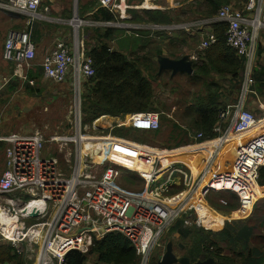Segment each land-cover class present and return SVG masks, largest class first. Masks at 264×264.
<instances>
[{
    "label": "built area",
    "instance_id": "built-area-1",
    "mask_svg": "<svg viewBox=\"0 0 264 264\" xmlns=\"http://www.w3.org/2000/svg\"><path fill=\"white\" fill-rule=\"evenodd\" d=\"M42 1L10 0V14L28 13L30 17L25 29L8 33L3 51L6 61L28 64L35 58L33 30L28 27L34 22ZM95 1L120 18L126 17L127 5L123 0ZM245 2L243 9L228 4L217 13V21L228 24V45L245 59L240 99L220 110L213 129L215 137L205 138L202 132L190 130L191 142L179 147L152 146L111 133L103 137L84 134L82 87L95 75L93 59L82 51L84 44L77 39L71 43L59 39L43 61L44 77L56 83H64L70 77L75 91L73 112L80 118L78 133L75 136L56 134L47 139L42 130L36 129L29 134L16 132L0 138L7 143L6 167L0 177V243H9L25 252L26 264H63L69 251L89 253L94 241L116 231L133 243L141 264H150L153 254L160 257L165 251L164 234L178 219H189L195 212L200 216V226L211 228L201 221L199 209L210 193H235L240 202L236 212L247 211L239 217L250 214L260 199L259 169L264 165V99L252 89L259 25L264 28V22L257 21L254 14L264 12V0ZM180 3V0H172L175 6ZM75 26L78 28L79 24ZM216 41L215 33L209 30L197 51L189 54L190 59L194 63L200 60ZM20 76L27 78L26 74ZM251 93L255 95L249 96ZM253 96L257 102L249 109L246 101ZM116 125L153 131L161 127V113H133L127 122ZM84 138L119 141L139 153L141 158L136 170L145 182L144 192L129 194L120 189L117 180L122 171L115 167L119 163L110 158L107 159L111 162L76 150L65 157L70 162L73 156L69 173L61 168L56 153L44 150L49 140L63 151L70 143ZM179 149L185 150L190 161L198 160V164L178 160L175 154ZM176 186L181 189L167 193ZM35 202L38 204L33 205ZM36 210L39 214L33 217ZM228 218L225 219L231 220ZM33 219L36 221L31 222ZM195 225L199 226L197 222Z\"/></svg>",
    "mask_w": 264,
    "mask_h": 264
},
{
    "label": "trees",
    "instance_id": "trees-1",
    "mask_svg": "<svg viewBox=\"0 0 264 264\" xmlns=\"http://www.w3.org/2000/svg\"><path fill=\"white\" fill-rule=\"evenodd\" d=\"M205 2L200 11L205 16H214L221 7L229 4L227 0H207ZM90 11L93 14L92 19L96 21H114L116 19V14L114 15L104 6L90 8ZM131 12L133 20L137 22L143 19L148 22L158 20L169 23L172 21V15L162 11L145 10L142 16L136 10ZM79 14L81 18L88 16L84 8L80 9ZM144 15H147V18ZM100 29L99 27L93 28L94 42L92 45L86 44L87 46L82 48L83 52L92 57L95 69V75L84 83L81 108L82 123L83 125L93 124L103 115L125 116L138 112L158 111L161 113V127L143 132L145 135L143 138L138 137L135 134L137 130L131 126L115 125L114 128L107 131L115 136L152 144L146 137L152 135V138H155L162 132V122L168 120V115L163 112L166 104L156 98L152 73H158L157 62L153 63L152 58L148 55L138 57L127 54L124 51L126 47L120 44L118 49L113 48L112 42L117 40L120 29L114 27ZM227 29L226 22L216 21L214 23L212 31L215 33L217 41L206 50L201 60L195 62L194 73L191 75V79L203 84L206 93L185 107L183 119L188 122L186 127L172 119L169 120L171 123L169 140L172 142L166 147H179L190 143V130L202 132L205 138L215 137L213 129L218 121L220 110L229 104L228 100L237 101V97L235 98L234 95L242 91L245 59L227 44ZM36 33L38 32L35 27L34 33L32 31L33 37L36 36ZM81 36H83L82 32ZM256 52L259 57H262L264 45L261 42L257 43ZM160 54H162L161 50L156 51V56ZM148 71L149 75L147 76ZM253 76L255 83L252 89L263 94L264 65L258 64L255 68L253 67ZM218 78L229 81L230 86H224ZM44 79L42 64L36 65L28 69L26 80L22 81L18 75H13L6 87L2 88V92L10 93L22 85L28 95H44L48 92ZM31 81L34 83L32 84ZM2 92L0 90V95ZM130 136L137 137V139ZM5 148L6 143L0 141V154L5 151ZM178 157L182 158V156ZM115 166L120 168L118 165ZM121 169L125 172L121 177L125 182L123 187L137 192L136 194L143 193L145 182L140 178L138 172L123 167ZM259 185L264 191V165L259 169ZM260 188L258 196L264 194ZM229 194H231L230 198L224 199V203L210 198L208 199L209 203L221 211H236L240 207L239 198L233 192H229ZM199 209L206 225L208 216L214 218V222H210L208 226L216 227L221 222L222 217L219 213L212 210L205 201L201 202ZM263 229L264 197L257 201L250 216L245 219L225 220L218 229H206L204 226L185 225V217H182L174 222L169 230V235L178 234L181 240L178 245L185 251L180 255L188 256L192 262L213 257L216 264H264ZM257 235L261 238V246L252 244ZM183 241L190 243L186 244ZM226 249L230 251V254L225 253ZM91 255L97 256L95 264H141L140 256L133 243L124 234L116 231L109 232L102 239L94 241L89 253H82L78 250L69 251L63 264H89ZM159 258L156 255L150 264H157ZM26 262L25 252L18 251L9 243H0V264H26Z\"/></svg>",
    "mask_w": 264,
    "mask_h": 264
},
{
    "label": "rangeland",
    "instance_id": "rangeland-1",
    "mask_svg": "<svg viewBox=\"0 0 264 264\" xmlns=\"http://www.w3.org/2000/svg\"><path fill=\"white\" fill-rule=\"evenodd\" d=\"M44 1L45 0H43L41 3L40 13L47 16L49 19H44L43 24L38 28L40 40L38 42H35V45L36 43H39V45H36V50H35L36 55L34 60L29 65L27 64L16 65L18 69L17 71L21 74H26L28 69L31 67H35L36 65H41L44 61V59H42L43 56H46L45 54L51 51L55 47L56 45L55 43H57L59 39H63L68 43L74 42L75 39H77V42L80 44H85V47L86 44L92 45V43L95 40L94 38L95 33L93 30V28L95 27V23L92 22L87 23L85 20L79 17L80 9L84 8L86 12H88L89 8L92 5H95L94 4L95 0H53V3H51L50 5L45 4L46 2L44 3ZM231 2L232 3L230 4L237 9H243L246 4L245 0H231ZM55 3L60 4V7L58 6L59 11H54L53 5ZM259 5H260L259 2H257V7ZM125 15L127 16V12L125 13ZM255 15H257V12H255L254 16ZM5 17L6 19L11 20L13 22V25H15V27L9 28L10 30L25 29L27 22L26 17H22L21 15H10V17L7 16ZM0 20L2 21L4 20L2 12H0ZM261 20L262 22H264V12L262 13ZM76 24H79L78 28H76L75 26ZM81 32L83 36H81ZM175 32H176V36L171 37L172 39L169 40V42L167 41L169 38L167 40L159 39L157 37V34H153L152 36H149V39H145L146 43L144 44L146 45V47L149 48L157 47V45L162 46V48L164 47V50L167 53H169L171 50H174L178 53V55L175 56L189 55L197 51L201 38L196 33L194 36H191L188 33L186 34L181 33L182 31H175ZM261 34L264 35V28L261 29V31L259 32L258 42H260ZM7 36L8 33L6 35V38ZM161 40L164 41L161 43ZM261 40L264 41V36ZM174 42L176 45L174 46L170 45L173 44ZM112 45L113 48H116L115 44ZM146 47L144 49H146ZM7 63L8 62L4 61L3 58L0 59V74L7 76L6 79H2V77H0L1 92H2V88H5L7 83L10 81L12 73L15 72V64L14 63L7 64ZM69 78L64 83H56L55 81L51 79H47L45 77L44 84L48 92H46V94L44 95H38V96L28 95L24 91L22 85H19L16 88V90L10 93L6 91L2 92V94L0 95V132L6 133V135H10L16 132L29 134L35 131L36 129H40L45 133L47 139H50L51 136H54L56 134H58V136L77 135L78 131L76 128L80 124V118L78 114L76 115L73 112L75 91L71 79ZM218 79L224 86L225 85H228L226 87L230 86L229 81L223 78H218ZM154 86H155L156 98L160 102L166 104V108H163L164 109L163 112L168 115V120L162 122L163 123L162 132L160 134H158L155 138H152V135H149L146 138H148V140L151 141L152 146L166 147V145H170L172 142L171 140H169L170 139L169 132L171 130V123L169 122V120L172 119V121L174 122L184 124V126L187 125L186 123L188 122H186L183 119V113L185 107L193 103L199 96H203L206 93V89L201 82H195L193 79H191V75L183 74L171 78L170 72L166 70L161 72L157 81H154ZM83 91H84V85L82 87V94ZM234 96L238 97L239 93L238 92L235 93ZM228 102L234 103L235 101L228 100ZM122 122H127V121L124 119L122 120ZM115 125L116 124L112 123L111 120H107L106 122L103 121L101 123L97 122L95 125L94 123L84 124V125L82 123L83 131H84L83 133L89 137L108 136L109 132L107 131L109 129L114 128ZM143 132L145 131L137 130L135 134L138 137L143 138L145 137ZM130 137L137 139V137L134 136H130ZM96 141L85 140V142H96ZM81 142L84 141H79L77 143L72 142L69 144V146L66 149L60 151L58 145L52 142L51 140H49L48 142H46L44 150L45 152L56 153L59 158L61 168L70 173L72 171L71 166L74 163L73 156L71 157L72 161L70 162H67L65 157L68 155V153L74 152L76 150L82 152ZM100 145L102 144L99 143L98 146ZM107 161L111 162L110 159H107ZM119 165L122 166L123 164H119ZM125 168L132 171H137L136 169H133L130 166H126ZM4 170H5V160H4V165L0 163V177L4 172ZM121 177L117 180V186L129 194H136L137 192L123 187L125 182L122 181L123 179ZM129 188H134V187H129ZM180 189L181 186H176L174 187V189L170 190L167 193H173ZM230 196L231 194H229V192L222 191L218 193H210L206 200L209 203L208 199L210 198L216 200L217 202L223 203V201H225L224 199L230 198ZM208 205L211 208H213L212 210L214 211L216 210L221 215L222 217L221 222L224 221L225 217L231 218V216H238L243 214V211L239 212V214H237L238 212H235L233 215L225 214L227 213V211L218 210L210 203ZM185 220L188 222L186 223V225L188 226L191 225L194 226L196 222L199 226L202 225L199 222L200 216L195 212L189 219L185 218ZM35 221L36 219H33L31 222H35ZM201 221H203L202 216H201ZM210 222H214V218L212 216L207 217V225ZM221 222L218 225L221 226ZM173 225L174 224H172L170 228ZM220 226L211 227V228L218 229ZM170 228L165 232L164 237L162 239V243H165L164 242L165 240L167 242L169 240H173L175 252L178 255L184 254L185 252L184 249H181L178 245L179 241H181L180 237L178 236V234H175L174 236H170L169 235ZM258 236L259 235H257L256 238L252 241V244L261 246L260 245L261 238ZM183 242L186 244L190 243L189 241H183ZM225 253L230 254V251L226 249ZM155 256H156L155 254L152 255L150 262ZM96 260H97V256L91 255L89 258V264H95Z\"/></svg>",
    "mask_w": 264,
    "mask_h": 264
},
{
    "label": "crops",
    "instance_id": "crops-1",
    "mask_svg": "<svg viewBox=\"0 0 264 264\" xmlns=\"http://www.w3.org/2000/svg\"><path fill=\"white\" fill-rule=\"evenodd\" d=\"M205 1H207V0H183V1H181L180 5L175 6L172 4V0H123V4L127 5V10H126L127 16L125 18H120L118 15L116 16L114 14L116 17V19L114 21H96V20L92 19L93 14L90 11V8L95 9L96 6H100L95 1V3H94L95 5H92L89 8L88 12H86L88 14L87 18L82 17V19L85 20L87 23H89V22L95 23V27L101 28L100 30H105L108 27H114V28L120 29L119 33L117 34V40L115 42H112V44L116 45L115 49H118L119 44H120V45H123L126 47L124 49V51L127 54L135 55L138 57H143L145 55L150 56L152 58L153 63L157 62L158 73H154V72L152 73L153 81H157L159 75L162 72V71H160V66L158 63L159 56H168L171 58H179L182 56H175V55H178V53L174 50H171L169 53H167L164 50V47L162 48V46L157 45V47H150V48L146 47V45L144 44V43H146L145 39H149V36H152L153 34H157V37L159 39L167 40L169 38L167 40L169 42V40L172 39L171 37L176 36L175 31H182L181 33H183V34L188 33L191 36H194L196 33L201 38V41H202L204 38H206L208 31L213 28L214 23L217 21V13H218L217 12L214 16H205V15L201 14L200 11L202 9L203 4L206 3ZM227 1L229 2V4L232 3L231 0H227ZM44 3L47 5H50L51 3H53V0H45ZM147 3H148V6L146 5ZM58 4L59 3H55L53 5L54 11H59L58 6L60 7V4L59 5ZM84 4H86V3H84ZM132 10H136L137 13L140 14L141 16L143 15V12L145 10L166 12L168 15H170V14L172 15V21L169 23L160 22L158 20L148 22L145 19H143L140 22H137V21L133 20V18H132V16H133L132 12H131ZM262 10L264 11V9H262ZM9 11H10V0H0V12L3 13V18H4L3 21L0 20V59L3 58V50H4V43H5L6 35H7V33H9L11 31L9 28L15 27V25H13V22L11 20L6 19L5 16L10 17V15H21L22 17H26L27 21L30 17V15L27 13L10 14ZM262 13H261V17H262ZM35 16H36V19L31 24V26L28 27V28H32V30H33V28L35 30V27H36V30L38 32V33H36V36L33 37V35H32V40L34 43L38 42L40 40L38 28L43 24L44 19H49L47 16L41 14L40 10L37 11V13H35ZM79 16H80V14H79ZM144 17L147 18V15H144ZM261 29L259 30V32L261 31ZM34 30H33V33H34ZM263 36H264L263 34H261V36H260V42L262 44H264V41L261 40L263 38ZM141 38H143V39H141ZM163 41L164 40H161V43ZM36 45H39V43H36ZM170 45L174 46L176 44L174 42L173 44H170ZM84 46H85V44H84ZM145 47H146V49H144ZM54 48L52 50H54ZM158 50H161L162 54L156 56V51H158ZM49 52H47L46 54H48ZM44 57L45 56H43L42 59H44ZM3 60L6 61L4 58H3ZM6 62H8L7 64H13L14 63L11 61H6ZM14 64H15V72L13 71L14 73H12L11 77L13 75H18L20 77V79L23 81L24 79L20 76L21 73H19L17 71L18 69L16 67V65H19L20 63H14ZM258 64L264 65V53L262 54V57H259L257 54L256 60L254 63V68ZM163 71H165V70H163ZM166 71L170 72L171 78H174V77H177V76L183 75V74L189 75L188 73H185V72H178L177 74L173 75L171 70H166ZM26 75H27V73H26ZM146 75L147 76L149 75V71L146 73ZM0 77H2V79H6L7 76L0 74ZM255 92L257 93L258 97H260L261 99H264V93L261 94V93H258L257 91H255ZM238 93H240V92H238ZM252 95H255V94L251 93L249 96H252ZM240 96H241V94H239V96L237 97V101H235L234 103L239 101ZM256 102H257V98L255 99V97L253 96V97H251L250 100L246 101V107L249 109L250 108L252 109L255 106ZM234 103L229 102V104H234ZM130 115L131 114H127L125 116L103 115L102 117H105V119H102V121L111 120L112 123L118 124L119 121L122 122V120H124L125 118H126L125 120H127V117H129ZM99 123H101V122H99ZM4 136H7L6 133L0 132V137H4ZM4 160H5V154L3 151L0 154V163H2L3 165H4ZM260 190H261V188H260ZM262 192H264V191H262ZM260 196H264V194H262ZM235 212L236 211H229L227 213L232 214ZM217 214H218V212H217ZM250 214H248L244 217L231 216V218L229 217L228 219H245V218L249 217ZM222 223L224 224V221L221 222V226L223 225ZM218 226H220V225H218Z\"/></svg>",
    "mask_w": 264,
    "mask_h": 264
},
{
    "label": "bare ground",
    "instance_id": "bare-ground-1",
    "mask_svg": "<svg viewBox=\"0 0 264 264\" xmlns=\"http://www.w3.org/2000/svg\"><path fill=\"white\" fill-rule=\"evenodd\" d=\"M147 6H148V3L146 4ZM229 5H231V4H229ZM232 6V5H231ZM41 7V6H40ZM40 7L38 8V10L37 11H39L40 10ZM234 7V6H233ZM37 11H36V13H37ZM9 13H11V9H10V11H9ZM28 14V13H27ZM255 18H257V21H261V13H258L257 15H255L254 16ZM35 19H36V16H35ZM222 22V21H221ZM102 26V25H101ZM260 27H259V29H258V32H259V30L261 29V28H263L262 27V25H259ZM30 30H32V28H29ZM31 39H32V35H31ZM228 44V43H227ZM231 47V46H230ZM35 50H36V45H35ZM4 51V50H3ZM35 55H36V53H35ZM47 56V55H46ZM45 56V57H46ZM45 57H44V59H45ZM4 58V57H3ZM34 60V59H33ZM32 60V61H33ZM32 61H30L28 64L27 63H20V64H27V65H29ZM12 62V61H11ZM14 63H17V62H14ZM94 63V62H93ZM42 66H43V63H42ZM44 68V67H43ZM189 75H192V74H189ZM92 78V77H91ZM90 78V79H91ZM90 79H88V80H90ZM88 80H86V81H88ZM102 117H100L98 120H99V122H103L102 120ZM126 119V118H125ZM126 121H128V117H127V120ZM106 122V121H105ZM159 129V128H158ZM0 138H2V137H0ZM85 138H84V142H81V144H82V152L83 153H85V152H89L93 157H99V158H101V159H105V158H110L112 161H115V162H117V163H119V164H123L122 166L121 165H118L120 168L119 169H121V167H123V166H130V167H132L133 169H136V168H138L139 166V163H140V161H139V158H141L140 157V154L139 153H137L136 151H132L131 149H129V148H126L125 146H123V145H121L122 143H120L119 141H115V140H113V141H110V140H103V141H105V142H103V141H96V142H85ZM0 141H2V140H0ZM5 142V141H4ZM6 143V142H5ZM99 143H101L103 146H106V147H101V145L100 146H98V144ZM106 143V144H105ZM6 147H7V143H6ZM227 148V147H226ZM6 149V148H5ZM5 153V152H4ZM175 155H177V159L178 160H184V162H186V163H188V164H194V165H196V164H198V160H192V161H190L191 159H189V157H187L186 155H185V150H183V149H179V150H177L176 151V154ZM178 156H182V158H178ZM5 167H6V159H5ZM116 167V166H115ZM125 167H123V168H125ZM193 168L194 169H196V167H194L193 166ZM121 171H122V174H125V172H124V170H122L121 169ZM136 172H138V171H136ZM175 181H177V180H175ZM165 184H167V182L165 183ZM227 192H230V191H227ZM261 198V197H260ZM30 199V198H29ZM206 202V201H205ZM41 203H44V201L42 200L41 201ZM207 203V202H206ZM38 203H33V205H37ZM208 204V203H207ZM29 209H31V206L30 207H28V208H26L24 211L26 212V211H28ZM37 211V210H36ZM241 211H243V214L242 215H238V216H243V215H245L246 213H247V211L244 209V210H241ZM241 211H239V212H241ZM239 212L237 213V214H239ZM225 218H227V217H225ZM138 254V253H137Z\"/></svg>",
    "mask_w": 264,
    "mask_h": 264
},
{
    "label": "water",
    "instance_id": "water-1",
    "mask_svg": "<svg viewBox=\"0 0 264 264\" xmlns=\"http://www.w3.org/2000/svg\"><path fill=\"white\" fill-rule=\"evenodd\" d=\"M158 63L160 66V71L171 70L173 75L177 74L178 72H185L188 74L194 73V62L190 59L189 55H184L180 58L159 56ZM38 214L39 213H37V211H34L32 216L36 217ZM157 264H216V260L213 257H208L204 260L192 262L188 256L177 255L174 250L173 240H169L166 244L165 252L162 256H160Z\"/></svg>",
    "mask_w": 264,
    "mask_h": 264
}]
</instances>
